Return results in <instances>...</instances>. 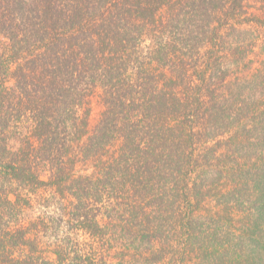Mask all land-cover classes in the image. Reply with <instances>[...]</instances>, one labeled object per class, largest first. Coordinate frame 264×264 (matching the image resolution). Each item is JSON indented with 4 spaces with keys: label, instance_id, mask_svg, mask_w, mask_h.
<instances>
[{
    "label": "trees",
    "instance_id": "trees-1",
    "mask_svg": "<svg viewBox=\"0 0 264 264\" xmlns=\"http://www.w3.org/2000/svg\"><path fill=\"white\" fill-rule=\"evenodd\" d=\"M247 1L0 0V264H182L175 237L201 264H246L215 247L203 258L200 210L209 198L235 200L227 215L251 202L260 214L244 223L264 233V167L215 168L222 142L248 151L264 131V59L254 73L262 90L250 93L261 103L217 95L231 88L216 77L228 69L222 46L241 55L253 46L235 24L264 25V0L259 15ZM224 28L235 31L228 43ZM20 122L29 135L11 151L5 132ZM49 187L62 214L41 195L43 211L23 220L29 191ZM50 229L62 233L54 246L41 239Z\"/></svg>",
    "mask_w": 264,
    "mask_h": 264
},
{
    "label": "rangeland",
    "instance_id": "rangeland-1",
    "mask_svg": "<svg viewBox=\"0 0 264 264\" xmlns=\"http://www.w3.org/2000/svg\"><path fill=\"white\" fill-rule=\"evenodd\" d=\"M259 0H248L247 1V12L249 14L256 13L259 15L261 7ZM235 26L239 29H243L247 31L246 36L249 35L248 41L253 42L252 49H247L245 51H249L247 54L244 55L245 51H243V55L241 53L239 54H232L231 49L227 50L225 48V45L221 48V55L222 57L219 58V61L221 62L220 65H223V68L227 67L226 74L224 75L222 71H216V77L218 78L220 75L224 76L225 81L230 84V89L225 91L222 87L224 85L218 86L217 95L219 97H222L223 95H226L228 98L231 99L230 103H236L237 95L242 93L243 98H247V103L254 104L260 102V97L255 95V97H251V94H259L262 90L261 86H257L256 82L254 80H261V78H257V74H254L257 69L260 66L261 60L264 59V25L260 23H252L247 24L244 22L236 23ZM223 40H225L227 43L232 40V36L234 35L235 31L233 29H227L224 28L221 30ZM226 33H229L230 36H227ZM236 39H238L240 36L238 33H236ZM245 36L244 33L241 35ZM146 44H150V40L146 41ZM205 46H202L200 50L198 51L201 54V57L203 58V66L205 63V59L207 55L205 54ZM245 57V58H244ZM240 59V60H239ZM221 65V66H222ZM263 68L261 69L263 76H264V65H262ZM208 72L207 74H209ZM252 75H254V79L252 78ZM254 81V82H253ZM257 87V89H256ZM264 93V92H263ZM264 99V96L262 97ZM234 100V101H233ZM240 103V102H239ZM261 103V102H260ZM98 113V112H97ZM26 121V120H23ZM19 125H10L7 127L5 134L8 137L7 146L11 151H15L20 146L21 140L29 135V128H26L25 124ZM17 130V133H14V131ZM264 130V129H263ZM20 133V134H19ZM247 142H250L248 151L243 150L239 151L238 148L230 147L229 151L228 149V143L222 142L220 146V151H218L217 156L219 157V164L215 165V168L217 170H223L226 165L234 166L239 171L245 168L249 164V170L252 172L256 169V166L258 167H264V131L262 132V136L259 138V140H256L255 138L249 137L247 139ZM10 152V151H9ZM44 162H40L39 164V174L44 179L48 180L49 176L51 174V167H49L46 163L41 165ZM234 163H238V166ZM245 163V164H243ZM225 165V166H224ZM264 172V171H263ZM210 175V174H209ZM209 175H207V178L209 179ZM238 181H242L240 176H237ZM224 183L228 187L233 186L232 179L226 181L224 179ZM10 186V184H9ZM241 186V185H240ZM262 186L264 187V178L262 179ZM244 187V186H243ZM245 188V187H244ZM12 189V188H11ZM22 190V189H20ZM30 197L33 201V206L28 209L25 208L24 212L22 214V219L26 222L30 220H34L37 218L38 215L43 211L42 206L39 204V202H43L41 200V195L43 197H48L47 200L44 201V203L49 204L51 203V206L49 208V213L57 216L59 214H62V210L60 209L62 203L65 202L63 198L58 195H56L51 187L49 189H42L39 190L38 196L36 192H30ZM23 196H28L27 194H24L22 192ZM16 194H11V198L15 200ZM67 197H69L71 194L68 192L66 193ZM40 196V199L38 198ZM235 200H229L227 198H209L206 202L205 208L201 209V223L205 226H209L205 229V233H202L203 237H201V241L203 240L204 243V252H203V258L207 257L206 251L210 249H213L214 247V253L220 254L221 252L228 250L231 255V258L234 259H242L245 261L246 264H254L253 261H249L248 256H253L254 261L258 259V264H264V233L263 231L257 232L256 229L247 230V225L244 223L245 217H247V220L251 223L253 219H255V216L260 213H256L257 211L254 210L253 204H250L251 202H245L244 204H239L235 206L234 209L231 210V214L227 215L224 213L223 209L227 205H232ZM236 205V203H235ZM233 207V205H232ZM264 220V219H262ZM60 227V226H59ZM58 227V228H59ZM58 230L50 229L46 232V236L44 238H41L43 243L50 244L54 246L58 235H62V233L57 232ZM247 232H252V235L249 236L250 241H246L245 244L240 243L239 248H233L230 247V242L232 241L234 244L239 242L242 237H247ZM57 233V236H54V234ZM127 237V236H126ZM176 238L177 243L172 246L174 252V257L178 258L179 253L182 252L181 256H184L185 261L182 264H201L200 255L198 259L194 257V259L191 258V252L189 248L183 249L184 247L183 242L178 243V238ZM127 238L124 239V241ZM180 240V239H179ZM247 239L241 240V242L245 241ZM252 242V243H251ZM250 243V244H248ZM116 245V242L113 244ZM252 245V247H251ZM153 247L157 248V244L153 243ZM202 248V246H201ZM252 248V249H251ZM132 251H134V248H131ZM199 248L194 245L193 247V253H199ZM247 250V251H243ZM203 250H201L202 252ZM213 252V251H212ZM210 254V253H209ZM194 256V255H193ZM201 256V257H202ZM168 257V255L166 256ZM169 257H172V255L169 254ZM168 259L167 264H180L176 260ZM211 259H209L206 264H209ZM221 262V261H219ZM217 259L215 260V264L219 263ZM235 262V261H234ZM233 262V263H234ZM163 261L157 262V264H162ZM238 263V262H237ZM236 263V264H237ZM225 264H229L228 262Z\"/></svg>",
    "mask_w": 264,
    "mask_h": 264
}]
</instances>
